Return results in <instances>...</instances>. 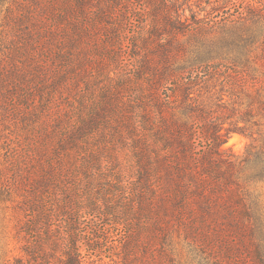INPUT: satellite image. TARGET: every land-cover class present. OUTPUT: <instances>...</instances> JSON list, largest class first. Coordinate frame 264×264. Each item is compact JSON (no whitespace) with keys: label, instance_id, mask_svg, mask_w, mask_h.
Listing matches in <instances>:
<instances>
[{"label":"trees","instance_id":"16d2710c","mask_svg":"<svg viewBox=\"0 0 264 264\" xmlns=\"http://www.w3.org/2000/svg\"><path fill=\"white\" fill-rule=\"evenodd\" d=\"M8 201L60 264H264V0H0Z\"/></svg>","mask_w":264,"mask_h":264},{"label":"rangeland","instance_id":"374dc122","mask_svg":"<svg viewBox=\"0 0 264 264\" xmlns=\"http://www.w3.org/2000/svg\"><path fill=\"white\" fill-rule=\"evenodd\" d=\"M130 21L135 22L133 19ZM127 28L130 33L135 29L134 25L130 24L127 25ZM247 142L248 138L246 136L234 133L225 143V146L233 148L238 153H242ZM23 216L22 209L16 207L11 201L0 203V264H60L58 261L61 257V248L63 246H55L52 249L51 245L59 238H62L65 232L66 228L61 216H51V220H48V226L44 227V229L42 228L38 234L31 232L30 229L26 233L21 231L20 221ZM85 221L88 220L86 219ZM91 227L92 225H87L86 223H82L79 226L80 230L83 231L80 233L86 234V239L89 240V243H93V239H96L88 233V231H91ZM122 232L124 231L121 230V226L120 228L111 230V238L108 240V245L112 246L110 247L112 251L121 249L117 245L119 244ZM39 238L40 246H37L36 243ZM43 239L46 251L45 256H43ZM80 244H84L81 248L82 253L86 255V260H89L90 255L87 244L84 242ZM120 260L121 258L117 254H114L112 257L109 254H104L102 258L90 264H119Z\"/></svg>","mask_w":264,"mask_h":264}]
</instances>
